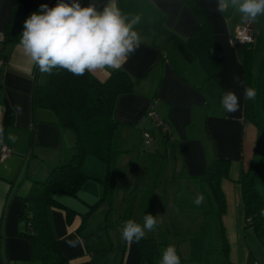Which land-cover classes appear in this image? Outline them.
Instances as JSON below:
<instances>
[{
	"label": "crops",
	"instance_id": "0c3cea01",
	"mask_svg": "<svg viewBox=\"0 0 264 264\" xmlns=\"http://www.w3.org/2000/svg\"><path fill=\"white\" fill-rule=\"evenodd\" d=\"M16 2L17 0H0V35L12 17ZM46 2L49 7H53L57 0ZM198 2L211 22L220 61L217 79L210 82L199 63L189 64L177 50L168 46L163 36L155 39L144 35L163 27L183 39L191 37L201 23L187 4L181 0H117L123 14L141 17L135 29L141 35L142 44L121 68L130 73L137 86L132 94L119 98L115 119L123 125L125 151L137 146L138 140L143 143L145 133H152L150 146H155V152L150 154L151 159L158 158L160 149L165 151L161 155L166 154L163 160H168L166 181L185 185L190 192L198 191L197 184L184 179L183 175L189 179L197 178L203 175L214 159L230 160V176L222 183L228 202L226 213L222 219L215 211L208 217L195 216L200 221L205 217L208 220L212 217L214 221L218 218L221 228L220 241H215L214 245H208L209 240L204 235L201 249L203 253L198 262L264 264V244L255 231L246 226L243 189L239 183L242 176L252 174L258 162L263 165L264 142L262 145V132L259 128L246 120L247 104L243 98V88L233 80L234 76H239L245 84L243 65L246 49L232 43L236 30L251 22L256 30L251 62L256 79V112L264 127V15L244 22L233 9L223 15L218 13L216 0ZM103 3L104 0H97L98 7H102ZM17 44L3 46L0 43V126L5 129L8 106L15 114L14 126L7 129L3 142V145L14 150V154L0 163V262L39 264L31 260L30 242L17 236L21 226L20 219L27 212L23 197L30 192L33 181H44L49 175L50 167H55L70 156L76 136L59 127L54 112L41 108L33 113L31 100L36 77L38 76L37 82L43 83L46 76L40 72L35 76L36 68L28 71ZM91 74L100 82L107 81L111 76L109 70ZM227 90L234 91L240 97V110L233 114L226 113L220 103ZM155 97L159 101V116L170 124L173 140L157 131L149 117L150 105ZM16 105L22 106V113L16 112ZM33 128L36 146L34 155L30 156V135ZM8 134H15L19 139L13 143L8 140ZM90 159L88 157L87 161ZM144 159L147 160V157L144 156ZM141 167L151 170V164L148 163ZM99 171L94 174L86 170L87 174L103 178L105 172L100 168ZM157 175L159 174L154 175L152 180ZM156 182L159 184V181ZM87 187L81 189L78 197L86 205L92 206L102 198V186ZM256 188L264 199V185L258 181ZM173 191L170 192L175 195L178 193L175 187ZM60 200L83 214L77 209L72 197L61 196ZM210 209L209 204L207 210ZM50 218L54 234L60 240L62 251L71 260V264H142L139 243L128 245L120 230L113 234L107 229L108 225H104L89 231L87 223L79 231L83 222L81 218L77 217L74 224L69 226L65 214L60 210L51 211ZM221 222L225 227L224 239ZM101 232H109L107 241L104 237L100 238ZM207 233L208 229L205 234ZM76 237L80 238L81 243L76 247H69L66 241ZM109 249L115 251L112 259L107 256Z\"/></svg>",
	"mask_w": 264,
	"mask_h": 264
},
{
	"label": "trees",
	"instance_id": "16d2710c",
	"mask_svg": "<svg viewBox=\"0 0 264 264\" xmlns=\"http://www.w3.org/2000/svg\"><path fill=\"white\" fill-rule=\"evenodd\" d=\"M46 1L39 0L32 12L38 11L39 6L46 4ZM181 1L193 10L195 17L201 23L196 33L187 39H183L176 33L162 27L160 30L149 31L144 35L155 39L163 36L168 46L177 50L189 64L199 63L207 81L210 82L217 79V74L220 71V61L219 56H217L216 44H214L211 22L198 0ZM20 2L21 0H17L12 17L6 29L1 32L4 38L0 43L3 46L14 45L20 40V35L11 36L14 15L21 4ZM88 2L89 0H86L85 5ZM243 47L246 49L243 65L245 67V85L256 89L254 70L251 67L254 44ZM38 73L37 69L35 76ZM109 73H111V76L105 82H100L93 74L88 72L77 77L66 70L55 69L51 75L45 74L46 79L43 83L37 82L38 76L36 77L35 90L31 100L33 113L35 114L41 108L54 112L59 127L65 131H71L76 136L75 145L70 149V156L55 165V167H50L48 169L49 175L44 181H33L30 192L23 197L27 212L20 219L21 226L17 236L26 238L30 242L32 247L31 260L37 261L39 264H71V260L62 251L60 240L54 234L53 223L50 218L51 211L60 210L63 212L69 226L74 224L77 217H80L83 221L81 228L78 229L80 231L87 226L90 214L97 210L102 203L109 202L110 205L113 204L117 186L116 180L120 172L118 170L119 157L128 152L125 151L123 146V125L115 119V108L121 96L132 94L135 91L137 82L129 72L121 69L118 71L109 70ZM155 100H157V97H155ZM246 104V120L263 132L264 127L257 115L255 100L246 101ZM14 123L15 114L12 108L8 106L5 117V134L9 127L14 126ZM30 137L29 153L30 156H33L36 146L34 128ZM92 156L105 161V176L97 179L102 186L103 196L94 205L89 206L90 211L80 214L75 209L65 205L60 200V196L79 198L81 189L91 179L84 172L83 166L87 158ZM208 166V169L200 177L189 179L183 175L184 179L192 180L193 183L197 184L198 191L204 194L203 204L195 209L191 208V204L184 203L185 205L181 204L179 207L175 205L176 209H174L177 213L208 217L215 211L220 219L226 213L228 202L222 183L230 176L231 162L228 159L216 158ZM239 183L243 189L246 226L248 229H253L264 244V215L261 214V209H264V199L256 188V177L254 174H246L242 176ZM129 185L128 189L131 188L132 183ZM137 187L138 185L136 189ZM185 189L188 191H183ZM177 192V195L183 192L191 193L185 185H179ZM140 193V190L136 194L131 192L132 195L127 209L121 216L122 226L126 220L133 219L136 209L135 204L141 196ZM146 193L149 198L143 202V215L149 213L154 215L156 193L152 191ZM185 198H189V196H185ZM205 202L210 204V210H207ZM213 204H215L216 209ZM111 212L110 209L106 214V220L109 219ZM107 225V229L111 227L109 223ZM221 227L224 239L225 227L222 222ZM160 245L150 237H144L139 242L142 264H157ZM177 254L180 256V253L177 252ZM0 264L10 263L1 261Z\"/></svg>",
	"mask_w": 264,
	"mask_h": 264
},
{
	"label": "clouds",
	"instance_id": "9594fccd",
	"mask_svg": "<svg viewBox=\"0 0 264 264\" xmlns=\"http://www.w3.org/2000/svg\"><path fill=\"white\" fill-rule=\"evenodd\" d=\"M229 9L235 10L241 20L247 22L264 15V0H216V11L223 15ZM139 15L129 17L122 13L117 0H104L97 6V0H89L82 5L80 0H57L53 7L41 4L23 22L17 48L24 58L28 71L38 69L41 74L51 75L53 70H66L74 76L101 70H120L142 44L140 33L135 26L140 23ZM233 80L243 88L245 101H254L256 89L244 84L239 76ZM221 106L228 114L240 110V97L232 90L223 93ZM22 113V106H15ZM5 130L0 126V144ZM19 139L8 134V140L15 143ZM205 196L197 194L193 203L199 207ZM264 215V209H261ZM158 215L146 214L143 224L133 219L124 222L121 228L123 240L131 245L139 243L147 232L158 227ZM69 247L78 246L79 237L67 240ZM160 264H181L174 245H168L160 258Z\"/></svg>",
	"mask_w": 264,
	"mask_h": 264
},
{
	"label": "rangeland",
	"instance_id": "374dc122",
	"mask_svg": "<svg viewBox=\"0 0 264 264\" xmlns=\"http://www.w3.org/2000/svg\"><path fill=\"white\" fill-rule=\"evenodd\" d=\"M261 140L263 145L264 130L262 132ZM140 141L141 140H138L136 144L137 146H133L132 148L130 147L131 152L130 150L128 151L130 153L122 154L119 157L120 159L118 161V170H120V172L118 173V177L116 180L117 186L114 193L115 197L113 204L110 205L109 202L102 203L97 210L92 212L87 220L89 223L88 229L89 231H91L92 229L101 228L100 226H104L109 223V225L111 226L109 228V231L113 232V234H117L119 230L121 231V216L122 213H124L127 209L128 202L132 195L131 192H135L136 194V192L138 193L139 190L141 192V196L135 204L136 209L134 211L133 219L137 223L143 224V202L147 198H149V195L146 192L152 191L153 193H156V209L154 211V216L158 215L157 219L159 223L158 227L154 231L147 232L145 237L153 238L155 242L161 244L159 249L160 255L157 258V264H160L162 253L164 249L170 244L174 245L177 249V252L180 253L181 264H200L198 261L203 253L201 252V249H203L202 238H204V235L206 239L209 240L208 245H210V243H213L214 245L215 241H220L219 236L221 228L219 227V220H217V218L214 221V218L212 217L208 220V218L205 217L200 221L197 220L194 215H189L187 213H177V211L175 210V205L179 207L181 204H191V208H198L192 201L195 199L197 194H200V191L192 192L191 190V193L183 192L179 193L178 195H175V193H171L170 191H173L174 187L178 188L179 184L177 182L171 184L166 181V179H168V173L166 174V166L168 165V160L166 158L163 160L166 154H164L163 156L161 155L165 151H162L160 149V153L158 152L157 154L158 158L151 159L150 154H153L155 152V146H147L143 144L144 142L141 143ZM144 156L147 157V160L144 159ZM140 157L142 158V160ZM144 163H148L149 165L151 164V170L143 169L141 166ZM261 165V162H258L252 174H254L256 177V184L259 181L264 185V163L262 166ZM84 166V172H86V170H89L96 174V172L99 171V168L101 171L106 172L105 161L98 159L95 156H92L90 161L86 160ZM156 174L159 175H157L155 180H152L153 176ZM87 175L91 177V179L87 183H85V186H88L87 188H90L93 185H101L97 180V176H92L90 174ZM149 177H151V179H149ZM156 181H159V184H157ZM130 183H132V185L128 190V185ZM137 185L138 187L136 189ZM134 189L136 190L134 191ZM183 191L188 190L185 189ZM173 192H175V190ZM185 196H189V198H185ZM72 201L76 203L77 209H79L81 213H87L91 210V208L82 200H80V198L72 197ZM205 203V206L209 205V203ZM213 205L216 209L215 204ZM110 209L112 210V212L109 219L106 220V214L110 211ZM207 229L208 233L205 234ZM108 233L109 232H101L100 238L104 237L103 239L107 241L109 239ZM110 249L108 250L107 256H110V258L112 259L115 257V251Z\"/></svg>",
	"mask_w": 264,
	"mask_h": 264
},
{
	"label": "built area",
	"instance_id": "2783aa9c",
	"mask_svg": "<svg viewBox=\"0 0 264 264\" xmlns=\"http://www.w3.org/2000/svg\"><path fill=\"white\" fill-rule=\"evenodd\" d=\"M86 0H80L82 5H85ZM237 32L233 35L232 43L239 46H246L255 44L256 39V30L251 22L246 23L244 26L236 30ZM3 34L0 35V42L3 40ZM1 65V63H0ZM158 100H153L150 105L149 117L153 120L154 128L161 132L163 135L167 136L169 139L173 140V131H171L170 124L159 116L158 113ZM153 134L145 133L144 134V144L150 146L152 143ZM14 154V150L9 146L1 145L0 146V163H4L8 158ZM260 264V263H257Z\"/></svg>",
	"mask_w": 264,
	"mask_h": 264
},
{
	"label": "water",
	"instance_id": "95a60500",
	"mask_svg": "<svg viewBox=\"0 0 264 264\" xmlns=\"http://www.w3.org/2000/svg\"><path fill=\"white\" fill-rule=\"evenodd\" d=\"M39 0H21V4L18 7L15 18L13 21L11 36L15 37L20 34L22 31V25L24 20L30 15V13L36 8Z\"/></svg>",
	"mask_w": 264,
	"mask_h": 264
}]
</instances>
